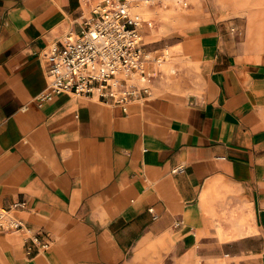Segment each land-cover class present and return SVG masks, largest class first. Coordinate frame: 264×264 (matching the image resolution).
Returning a JSON list of instances; mask_svg holds the SVG:
<instances>
[{
  "label": "crops",
  "instance_id": "1",
  "mask_svg": "<svg viewBox=\"0 0 264 264\" xmlns=\"http://www.w3.org/2000/svg\"><path fill=\"white\" fill-rule=\"evenodd\" d=\"M98 1L0 0V209L23 222L0 233V264H264V43L247 35L264 1L226 0L246 39L210 13L144 6L147 52L177 49L167 81L126 109L40 102L44 47Z\"/></svg>",
  "mask_w": 264,
  "mask_h": 264
},
{
  "label": "built area",
  "instance_id": "2",
  "mask_svg": "<svg viewBox=\"0 0 264 264\" xmlns=\"http://www.w3.org/2000/svg\"><path fill=\"white\" fill-rule=\"evenodd\" d=\"M134 1H98L79 33H66L59 41L44 47L47 85L38 95L40 102L68 93L95 97L126 109L130 103L149 95L148 81L152 76L147 73L146 64L156 55L151 57L145 49L142 21L131 13ZM22 206L23 202H15L10 208ZM21 229V219L10 209H0V233ZM32 242L41 249L50 244L39 233L32 237Z\"/></svg>",
  "mask_w": 264,
  "mask_h": 264
},
{
  "label": "rangeland",
  "instance_id": "3",
  "mask_svg": "<svg viewBox=\"0 0 264 264\" xmlns=\"http://www.w3.org/2000/svg\"><path fill=\"white\" fill-rule=\"evenodd\" d=\"M159 0H155V3H149L145 5L143 0H136L131 3V13L132 16L140 19L141 22V30L145 27H151L154 25V17H148L146 14L141 11L144 6L154 7L158 5ZM161 7L165 8L164 13L161 15L165 20L170 19L172 17L169 14L170 11H173L177 14H186L190 13L192 9H194V13L196 15H208L210 13L212 18H216L218 20H224L225 22L231 23L230 30L239 35V37L246 39V17L243 12H235L230 7L228 1L226 0H163L161 1ZM152 4V5H150ZM147 20L152 21V25H149ZM142 33V31H141ZM142 39L144 40V36L142 34ZM257 46V45H256ZM176 48L166 47L160 51H156L153 54H149L151 57L155 56V59L152 58L147 65V73H149L152 77L148 81L150 88H152V82L155 79L162 78L164 80H168V73L166 71V63H168L171 59V54L174 53ZM151 65H155V68L152 69ZM223 264H228L224 262Z\"/></svg>",
  "mask_w": 264,
  "mask_h": 264
},
{
  "label": "bare ground",
  "instance_id": "4",
  "mask_svg": "<svg viewBox=\"0 0 264 264\" xmlns=\"http://www.w3.org/2000/svg\"><path fill=\"white\" fill-rule=\"evenodd\" d=\"M263 1L264 0H237L236 3L241 5V6H247L250 3L263 2ZM263 17H264V15H263ZM247 35H250V36L254 37V39L264 43V19H260L258 21L254 20V22H252L249 26V29L247 31Z\"/></svg>",
  "mask_w": 264,
  "mask_h": 264
}]
</instances>
